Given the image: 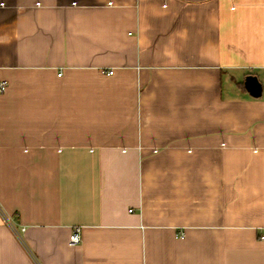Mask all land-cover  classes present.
I'll use <instances>...</instances> for the list:
<instances>
[{
    "label": "crops",
    "instance_id": "1",
    "mask_svg": "<svg viewBox=\"0 0 264 264\" xmlns=\"http://www.w3.org/2000/svg\"><path fill=\"white\" fill-rule=\"evenodd\" d=\"M1 82L0 264H264V0H0Z\"/></svg>",
    "mask_w": 264,
    "mask_h": 264
},
{
    "label": "water",
    "instance_id": "2",
    "mask_svg": "<svg viewBox=\"0 0 264 264\" xmlns=\"http://www.w3.org/2000/svg\"><path fill=\"white\" fill-rule=\"evenodd\" d=\"M245 87L254 98H260V96L262 95V85L254 76H248L246 78Z\"/></svg>",
    "mask_w": 264,
    "mask_h": 264
},
{
    "label": "built area",
    "instance_id": "3",
    "mask_svg": "<svg viewBox=\"0 0 264 264\" xmlns=\"http://www.w3.org/2000/svg\"><path fill=\"white\" fill-rule=\"evenodd\" d=\"M110 74H113V72L111 71ZM6 89H7V83L1 82L0 83V94L4 93ZM69 243L71 246H77L81 243V229L80 228L73 229L70 235Z\"/></svg>",
    "mask_w": 264,
    "mask_h": 264
}]
</instances>
